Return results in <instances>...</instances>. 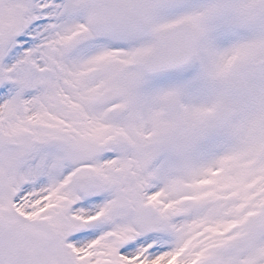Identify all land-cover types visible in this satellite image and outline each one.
Here are the masks:
<instances>
[{"label":"snow or ice","instance_id":"6c2138e0","mask_svg":"<svg viewBox=\"0 0 264 264\" xmlns=\"http://www.w3.org/2000/svg\"><path fill=\"white\" fill-rule=\"evenodd\" d=\"M0 264H264V0H0Z\"/></svg>","mask_w":264,"mask_h":264}]
</instances>
